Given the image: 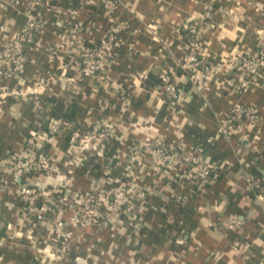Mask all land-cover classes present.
<instances>
[{
	"label": "crops",
	"instance_id": "1",
	"mask_svg": "<svg viewBox=\"0 0 264 264\" xmlns=\"http://www.w3.org/2000/svg\"><path fill=\"white\" fill-rule=\"evenodd\" d=\"M116 1L110 16L100 0H0V45L30 19L40 25L21 78L0 80V264H264V72L239 92L242 77L229 66L264 47V0ZM71 11L89 30L88 45L101 41L111 21L119 27L103 81L80 76L81 57L62 28ZM207 11L200 39L213 73L190 78L182 70L183 26ZM165 74L179 89L177 107L164 100ZM239 104L253 107L258 121L232 120ZM50 117L66 123L53 138ZM94 126L111 128L109 144H74V130ZM34 135L64 166L63 176L13 175V156ZM157 140L173 152L204 147L201 158L220 177L206 181L158 159L147 150ZM21 184L37 186L57 208L28 210ZM96 186H136L149 199L132 218L104 209L100 225L80 227L73 216Z\"/></svg>",
	"mask_w": 264,
	"mask_h": 264
},
{
	"label": "built area",
	"instance_id": "2",
	"mask_svg": "<svg viewBox=\"0 0 264 264\" xmlns=\"http://www.w3.org/2000/svg\"><path fill=\"white\" fill-rule=\"evenodd\" d=\"M33 6L46 5L51 0H29ZM13 6H18L20 0H9ZM92 4H96L92 2ZM101 6L108 15H112L118 2L116 0H100ZM78 13L71 11V23L62 26L64 34L69 39V44L73 50L81 57L82 67L80 76L84 79L92 78L105 80L102 74L106 62L113 56V52L120 43L119 27L111 21V25L106 35L98 44L88 45L86 35L88 29L76 22ZM203 20H194L184 25L186 48L182 70L190 78L199 72L205 76H211L212 68L204 59L203 44L200 39L201 30L206 27L211 19L210 11H207ZM40 28L37 19H30L26 26L10 41L0 45V80L8 77L21 78L27 65L26 47L35 41L36 32ZM229 66L239 72L242 82L239 92L248 89L251 81L262 71L264 72V47L258 49L252 55H244L232 58ZM69 84L75 79H67ZM164 94V100L172 107H177L180 102L179 89L175 79L165 74L160 80ZM232 120L242 122H257L259 115L250 106L237 105L230 114ZM66 128V123L57 117H50L48 122V136L53 138ZM224 131V128L222 129ZM112 138V130L109 127L94 126L87 130L76 129L72 132L74 144L81 149L94 148L96 142L107 143ZM155 157L171 165L190 168L189 171L206 181L214 182L220 177V172L211 163L205 162L201 155L204 153L203 147H199L195 152H188L183 149L172 151L163 141L157 140L147 148ZM11 171L16 178L28 177L32 174H40L47 177L59 178L63 176L65 168L56 163L46 152L43 142L37 135L27 139L21 152L13 156ZM95 190L87 199L81 202L73 216V222L80 227L98 226L99 219L107 209L114 215H126L132 218L136 210L145 207L149 194L140 187H128L126 189L103 188ZM21 198L26 208L30 211L42 213L49 212L52 208H57V203L37 186L21 184ZM44 198L42 206H38L39 200ZM264 212V205L262 206ZM41 218V216H40Z\"/></svg>",
	"mask_w": 264,
	"mask_h": 264
},
{
	"label": "trees",
	"instance_id": "3",
	"mask_svg": "<svg viewBox=\"0 0 264 264\" xmlns=\"http://www.w3.org/2000/svg\"><path fill=\"white\" fill-rule=\"evenodd\" d=\"M183 30H184V28H183ZM184 32H185V30H184ZM108 142H109V141H108ZM108 142H107V144H109ZM203 149L206 150L204 147H203ZM45 150H46V149H45Z\"/></svg>",
	"mask_w": 264,
	"mask_h": 264
}]
</instances>
